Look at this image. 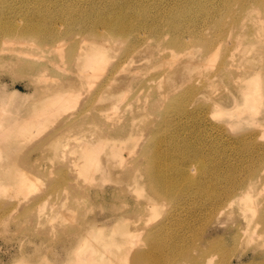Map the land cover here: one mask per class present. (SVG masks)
Here are the masks:
<instances>
[{
    "label": "rangeland",
    "instance_id": "1",
    "mask_svg": "<svg viewBox=\"0 0 264 264\" xmlns=\"http://www.w3.org/2000/svg\"><path fill=\"white\" fill-rule=\"evenodd\" d=\"M42 1L47 6H63L64 10L55 16L63 23L69 15L76 16L83 10L91 11L92 6H103L106 1L118 0ZM123 1L129 4L126 8L139 17L145 15L144 8L148 7L147 18L143 20L153 25L158 22L155 27L163 30L164 39L155 38V31L153 36L151 31H144L142 45H139L137 35H130L126 41L105 44L104 47L112 48L113 52L98 54L106 60V65L96 72H92L91 66L85 68L82 62L73 63L68 50L88 48L95 51L98 46L91 34L84 31L75 38L79 25H87V22L82 21L84 16L71 18V33L55 29L54 36L58 38L53 46L45 44L40 37L27 41L28 51L19 52L14 50L20 45L19 41H6L0 36V118L17 125L25 117L41 119L35 124L33 136L26 142H15L7 151L4 147L0 148V154L5 151L4 161L0 162L4 165L0 168V181L5 184L0 186V264H129V258L135 251L149 249L153 244L147 236L149 228L146 229V226L166 216L191 221L189 239L183 242L190 256H177L170 264H210V259L211 264H225L224 261L229 264H264V221L256 225L252 223L256 204L260 206L256 211L261 209L264 212V95L254 93L247 87V83L252 82L256 73H259L264 91V4L258 0H247L248 8L238 13L239 0H229L226 5L224 0H198L202 1L200 6L183 10L176 17L182 23V38H196L193 43L183 46L173 42V33L167 28L169 19L162 14L165 10L183 4L185 0ZM12 2L18 8H22L23 3L30 7L39 3L36 0ZM156 5L159 8L154 7ZM207 6H217V10L207 16L203 12ZM223 8L225 11L221 13ZM194 10L199 13V19L196 24H189ZM204 36H211L216 43L206 61L200 59L206 52ZM78 38L83 41L74 47L72 44ZM38 44L43 47H38ZM124 48H128L131 53L127 60L123 57ZM26 60L36 63L29 65ZM220 66H224L226 71L217 70ZM156 70L163 73L162 77L158 75L161 77L160 82L152 80L156 77V80L159 79L158 76H151L150 72L156 73ZM88 71L90 76L86 75ZM211 73L215 75L213 85L216 84L211 87H218V91L207 87L210 90H203V96L212 99L214 94L211 91L223 92H216V95L221 94V97L216 98L219 101L216 108L207 109L208 125L201 124L198 116L193 118L184 115L182 121L188 125H178L173 130L169 129V132L192 138L203 150L205 143L212 145L205 156L192 152V158L173 157L181 164L186 162L184 168L190 169L196 177L185 178L183 182H189L187 186L195 188L193 182L200 181L205 183L204 186L217 182V189L224 190L232 180L237 182V186L242 180L254 181L249 186L251 198L240 205L234 202L231 205L233 208L228 207L222 214H219L222 211L219 208L207 211L199 199L192 197L194 194H180L172 202L149 198V178L145 175L147 169L142 167L147 159L138 151L140 145L153 142L151 137L144 136L147 121H153L150 127L154 135L168 134L166 126L161 124L167 115L165 107L170 103L169 96L166 97L164 92L170 88L178 89L179 92L194 81L207 79ZM137 77H143V81ZM230 77L233 83L228 80ZM243 77L248 78L245 80ZM105 79H108V85L100 90ZM149 80L155 82L152 83L154 86L159 83L155 86L156 90L152 87H147L148 90L143 87L144 91L138 88L143 83L146 86L150 84ZM235 83L238 87H233ZM72 84L84 85L85 91L72 93L70 103L64 105L62 93L57 92L69 89ZM120 88L125 89L122 95H111V92ZM136 90L142 91L140 96L136 95ZM144 92L147 97H144ZM161 95L165 97L161 98ZM247 96L252 100H246ZM102 107L109 111L106 113L108 119H102L104 122L107 120L106 125L92 122L91 116ZM189 107L193 105L189 103ZM66 115L73 120H70L72 127L59 132L57 119ZM49 116L50 119L46 121ZM168 116L172 117L173 113L169 112ZM111 125H114L113 129ZM106 126H109L107 132L124 127L133 134L123 140L113 138L101 143L98 140L99 133L107 129ZM242 136H248L251 144L238 142L237 147L225 146ZM32 138H35L33 141L37 139V143ZM29 142L30 147L27 145ZM121 143L125 146L120 147ZM25 144L29 152L24 151ZM20 151H24L23 155ZM176 151L187 152L184 147ZM232 151L237 156L231 155ZM88 152H91V158H95L92 163ZM9 158H12L11 163H8ZM20 167L24 170L23 176ZM35 167L41 168V176H34L30 172ZM60 167L67 176L73 174L70 183L78 178L81 185L79 189L73 190L74 183L61 181ZM254 169L259 172L253 173ZM25 171L29 172V176L30 173L34 176V179L31 177L33 183L29 179L27 181L30 177ZM58 179L60 185L57 184ZM17 181L23 184L27 181L25 185L33 184L36 187L30 189L29 185L28 189L22 183L17 185ZM78 182H75L76 186H79ZM26 196H31V199ZM18 199L24 203L28 200V203L24 204ZM180 202L181 207L177 211ZM18 203L24 204L17 205L22 208H16ZM139 209L145 210V222L122 219L127 211ZM28 214L36 217L31 218L30 215L29 218ZM126 224L137 230L128 235L123 230ZM93 232H96V237L91 236ZM211 244H215V247H211ZM208 246L212 249L206 256L204 251Z\"/></svg>",
    "mask_w": 264,
    "mask_h": 264
},
{
    "label": "bare ground",
    "instance_id": "2",
    "mask_svg": "<svg viewBox=\"0 0 264 264\" xmlns=\"http://www.w3.org/2000/svg\"><path fill=\"white\" fill-rule=\"evenodd\" d=\"M258 1L261 2L262 4H264V0H258ZM36 2H39V3L34 7L27 6L25 3H23L22 4L23 7L18 8V6L15 5L12 2V0H0V36L2 39H5L6 41L7 40L19 41L20 45L14 49V50H17L19 52L28 51L29 48H28V46H26L28 44L27 41L32 40V39L37 40V38H40V37L43 38V41L45 44H50L49 46H53L55 44V42L57 41V38H58L57 36H54L55 29H59V31L63 32V33H71L72 27H71V21L70 20H71V18H77L79 16H84V19L82 21L87 22V25L83 26L84 23H82V25H79V30L76 31V33H75V38H76V35H78V34L80 35L84 31L85 33L91 34L94 41L96 43H98V46H97L95 51H91V49H88V48L84 49V50L71 48L68 50H69V53L71 55L73 63L74 62H76V63L82 62V65L85 68H89L91 66L92 72H96L97 69L104 68L106 65V60L103 59L102 57H99L98 54H102L103 52H106V53H112L113 52L112 48L104 47L105 44H109V43L116 42V41H126L129 39L130 35H137V36H139V39H138L139 45H142L144 42V33H143L144 31H151L152 36L154 35L153 31H155L156 32V34L154 35L155 38L164 39L163 35H162L163 30L158 28V27H155V25L158 24V22H156V24L153 25L149 21L145 22L143 20L144 18H147L148 7L144 8L145 15L143 14V16L139 17V15L130 12V10H128L126 8V6L129 7V4L123 0H118L116 2H109V3H108V1H106V4L103 6H92L91 11L83 10L80 14H78L76 16L69 15V17L66 20H64V22L62 23L58 20V18H55L57 13L62 12L64 10L62 5L57 4L55 6H47L46 4L43 3L42 0H40V1L36 0ZM228 2H229V0H224V5H226ZM201 4H202V1L185 0V2L183 4L176 5V6L172 7L170 10H165L163 12L162 15L166 16L169 19L167 28L169 30H171L173 33V42L174 43H179V44L184 46V45H188V44H191L194 41H196V38L194 36L182 38V32H183L182 23L176 17H178L183 10H186L188 8H192L195 6H200ZM207 4H209V3H207ZM238 5H239V8L236 9V11L238 13H243L248 8L247 0H239ZM154 7L159 8V6H157V5ZM215 10H217V6H210V7L207 6L203 9V12L207 16H210ZM224 11H225V9L223 8L221 10V13H224ZM198 19H199V13L197 12V10H194L191 14V21H189L188 23L189 24H196L197 23L196 21ZM203 40L206 41V45H205V51L206 52H205V54H203L200 57V59L202 61L203 60L206 61L208 53L214 49V47L216 46V43L214 42V40L211 36H204ZM79 41L81 42V41H83V39L78 38L77 41L75 43H73L72 45L75 47L76 45H78ZM38 47L42 48L43 46L38 44ZM122 51H123V57H125L124 60H127L131 54L130 50L128 48H124ZM69 53H68V55H69ZM201 60H200V62H201ZM33 62L27 61L26 63L29 65H35L36 62L35 63H33ZM204 66L206 68V65H204ZM204 66H203V68H204ZM39 67H41L40 64H39ZM35 69H37V68H35ZM217 70H219L221 72L226 71L224 66H220L219 69H217ZM217 70H216V75H217ZM152 72H150L151 76H158L159 74L161 76V74H163L162 72H157V70H156V73L153 72L154 74ZM203 72H204V70H203ZM213 73H215V71ZM86 75L90 76V72L88 71V73H86ZM211 75H212V73H211ZM211 75L209 77H207V79L204 78L199 82L194 81V82H192V84L191 83L188 84V86H186L185 89L184 88L182 89L180 87L181 89L179 92L177 91L178 89L174 90V89L170 88L171 90H174V91H171L168 87L167 88L169 90L167 89L168 90L167 92L163 91L165 93V96L166 97L169 96V99H170L169 100L170 103L168 104V106L165 107V112L167 113V115L163 118V120L161 122L162 125L166 126L165 130L168 131V134H166L165 136H161L160 133H157L156 135H154V133L150 127V125L152 124L153 121H147V126L145 128L144 136H145V138L151 137L152 138L151 140H153V142L140 145L138 148V151L140 154H143L147 159L146 163H142V167H145L147 169L145 175L149 178V180H148V183L150 184L149 185V198H151V197L161 198L159 200L172 202L180 194H186V195L194 194L192 197L194 199H199V201L201 202V204H203V206H205V209H207V211H213L216 208H219L222 210L219 214H222L228 207H230L231 205L233 206L234 202L235 203L237 202L236 205H240L244 200L246 201L248 198H251L252 193H251V188H249V186L254 181L252 179L250 181L249 180H245V181L242 180L240 183L238 182V186H237L236 185L237 182L235 180H232L231 183L224 190L219 189V187L217 189V187H216L217 182L215 184H209L207 186H204L205 183L200 181V183L193 182L195 188H192L191 186H187L189 184V182L185 183V182H183V180L185 178L190 179V176L193 179H196V177L191 174L190 169L189 170L185 169L186 168L185 165L187 164L186 162L181 164L178 159H173V157H183L185 159H188V157L192 158V152H194L193 153L194 155L205 156L207 154V152L210 150L212 145H207L205 143V150H203V148L201 146H197L193 142L192 138H189L188 136H182V137L180 136L179 137L175 133L169 132V129L173 130V129L177 128L178 125H182V126L188 125V123L182 121V117L184 115L191 116L193 118H197V116H198L201 119L200 120L201 124L205 123L206 125H208L209 111L207 109L212 108L213 106L216 108V104L219 103V101H217L216 98L221 97L220 96L221 94L220 95H218V94L223 92V91L219 90V93H218L217 92L218 91L217 86H216L217 88H212L216 84L213 85V83H214L213 80L215 78V75L214 74L212 76ZM151 76H149V77H151ZM149 77L145 78V79H149ZM161 77H159L158 80H156L157 77H156V79L153 78L152 80L160 82L159 80ZM243 78L245 80H247L248 77H243ZM137 79H142V81H143V77L142 78L137 77ZM260 79H261L260 74L256 73V76L253 78L252 82L247 83V87L251 88V90L254 93L264 95V91H263V88L261 86ZM228 80L231 83H233V78L230 77V79H228ZM137 82H139V81H137ZM147 82H148V80H147ZM149 83L150 84H148L147 86H146V83H143V85L141 86L142 88L138 85L139 86L138 88L143 90V87H145L144 88V90H145V89H147V87H148V89H150L152 87L153 89L156 90L157 87H155V86L156 85L158 86V84H159V83H156V85L154 86L152 83L155 84V82L151 83V81H150ZM107 85H108V79L102 80V86L99 89L102 90V88L106 87ZM131 87L133 88V86H131ZM159 87H161V85ZM207 87H210L211 90L213 89V91H215V89H216L217 90L216 92L218 94L216 95V92L214 93L211 91L210 93L214 94L212 99L211 98L208 99V97H206V95L203 96L205 94L203 90H206V91L210 90V88H208V90H207ZM233 87H238V84L235 83V86H233ZM147 90H146V92H147ZM158 90H160V89H158ZM84 91H85L84 85L77 86V85L72 84L69 86V89L59 90V92H57V93H60V94L62 93V96L65 99L63 104L68 105L71 101L72 93L79 94V93H83ZM132 91H133V89H132ZM165 91H166V89H165ZM124 92H125V89L120 88L118 90L111 92V95L112 96L117 95V94L122 95ZM134 92H135V89H134ZM140 92H142V91L136 90V95L140 96ZM152 92H155V91L153 90ZM246 92H248V91H246ZM149 93H151V92H149ZM158 93L161 94L160 91ZM212 94H211V96H212ZM58 96H59V94H57L56 97H58ZM103 96H104V91H103ZM139 96L137 98H139V100H140ZM145 96H146V93H145L144 97ZM163 96L161 98H163ZM135 98H136V96H135ZM54 99L52 98L53 101H54ZM253 99H255V98H253ZM133 100H135V99L133 98ZM246 100H252V98L247 96ZM255 101H257V100H255ZM54 102H56V101H54ZM3 103H5V102H3ZM189 103H191L193 105L192 108L189 107ZM157 107L160 108V105H158ZM152 108L157 109L155 106H153ZM104 109H105V111H103ZM60 110H63V109L61 108ZM108 112L109 111H106L105 107H102L101 109H99V111H97V113L95 112V114H93V116H91L93 118L92 122H95V123L98 122V123H100V125L105 124L107 121L106 119H108L106 116V113H108ZM169 112L173 113L172 117L168 116ZM2 113H5V112H2ZM68 115H66L65 117L63 116L61 119L58 117L57 129L59 130V132H60V130L72 127L70 124V120H72V119H69L70 116H68ZM70 115H71V113H70ZM104 118H106L105 122L102 121V119L104 120ZM49 119H50V116L46 118V121H48ZM21 120H20L19 124L17 125L14 122L6 121L5 119L0 118V148L4 147L5 151H7L15 142H16V144L26 142L29 137L33 136V130L35 128V124L37 122H39L41 119L40 118L31 119V118L25 117V118H22ZM115 123H117V122H115ZM105 125H103V126H105ZM82 126H79V127H82ZM113 126L114 125H111L110 127L113 129ZM108 127L109 126H106L105 128H107V129L100 131L99 137H98L99 142L105 143L107 140H110L113 138H120L123 140V138L125 139L126 136H131L133 134L132 132H130V130H127L124 127H120L119 129L117 128L116 130L111 129L109 132H107ZM82 129H83V127L81 128V130ZM78 130H79V128H78ZM46 134H48V132ZM46 134H45V136H46ZM54 135H55V133H54ZM140 136H142V135H140ZM50 138H51V136H50ZM180 138L183 140V142L181 141ZM34 139L35 138H32V141ZM36 141H37V139H36ZM36 141H33V142L37 143ZM238 142H244L245 144L247 143V145L251 144L248 136H242V137L233 139L232 142L225 144V146L227 148H230L231 146L237 147ZM29 144H31V143L29 142L27 145H29ZM255 144H256V142H255ZM27 145L24 148L25 152L27 151V148H28ZM63 145H64V143H63ZM30 146L31 145H29V147ZM38 146H39V144H38ZM124 146H125V144L124 145L122 143L120 144V147H124ZM180 147H184L187 152L176 151ZM39 148L40 147H38V149ZM9 151H8V154H10ZM24 151H20V153H22ZM29 151H27V152H29ZM4 152L2 154H0V162L4 161L3 160L5 158ZM230 154L233 156H237L234 151H232ZM22 155H23V153H22ZM26 155H28V154H26ZM87 155H89L91 158V152H88ZM14 156H15V154H14ZM14 156L12 155V157H14ZM10 159H12V158H9V160ZM19 159H20V162H19V164H20L21 163V157ZM19 159H17V160L19 161ZM22 159H24V156H22ZM94 159H95L94 157L91 158V163H92V161H94ZM9 162L11 163L12 161L10 160V161H8V163ZM28 162H29V160H28ZM3 166H4L3 164H0V168L1 167L3 168ZM20 166L22 167V165H20ZM21 167L19 169V171L21 170L20 173L24 172L23 168L21 169ZM33 167H34V164H33ZM127 168H129V167H127ZM4 169H7V168L4 167ZM30 170L29 171L32 174H35L34 176H41V168L40 167H35V168H33V170L32 169H30ZM60 170H61V174H62V180L61 181L67 180L69 182V184L74 183L73 184L74 187L72 186L73 190H77L81 187V185L79 184L80 181L78 182V178H76L75 182L77 181L79 186H76L77 183H75L74 181H73V183H70V181L72 180L73 174L72 175L69 174V176H67V174L63 171L62 167H60ZM263 170H264V168H263ZM16 171H18V170H16ZM257 172H259L258 169L253 170V173H257ZM27 173H29V172H26V175H28ZM31 173H30V176L28 175L30 178H27L28 176H25V177L27 178V181L30 180V182L33 183L34 181H32V180L34 179V176L32 177ZM17 174L20 176L19 173H17ZM22 176H23V173H22ZM75 177H76V175H75ZM215 177H217V175H215ZM36 178H38V177H36ZM57 178H59V177H57ZM20 179H22V178L20 177ZM20 179H19V181L24 180V179L23 180H20ZM19 181H17L18 182L17 185L20 183L23 184V182L19 183ZM27 181H25L24 183L26 184ZM59 181L60 180L58 179L57 184H59ZM25 184H23V186H27ZM29 185H30V189H34L36 187L33 184L32 185L28 184V186ZM0 186H5V184L2 181H0ZM28 186H27V188H28ZM18 187L21 188V186H18ZM26 197H29V196H26ZM30 197H29V199H31ZM33 197H35V195ZM19 201L21 202L22 199H20ZM22 202L24 203V201H22ZM26 202L24 204H26ZM41 202H43V201H41ZM19 204H21V203L16 204V208L17 207L22 208L21 206H17ZM24 204H21V205H24ZM38 204H40V202ZM179 204H180V206H178L177 211H179V209L181 207V202ZM141 205H144V204L142 203ZM232 206H231V208H233ZM258 207H260L259 204H256L254 207L253 213H252V223H255V225L259 221H264V212L262 213L261 209H259V211L257 212L256 210ZM8 211H9V209H8ZM144 211L145 210H143V209H139V211H135V210L130 211L129 210L125 214H123L122 219L126 221V218H131L134 220V222H143L144 221ZM233 211H231V212H233ZM10 212H11V210H10ZM30 213H32V210ZM33 213H34V211H33ZM34 214H33V216L31 214H28L27 217L30 218V215L32 216L31 218L36 217L37 213L35 216H34ZM11 215H13V214L11 213ZM38 218H40V217H38ZM34 220L38 221V219H34ZM39 220L41 221V219H39ZM250 221H251V219H250ZM152 225L146 226V229L149 228L147 231V236H148L149 240L151 242H153V244H152L153 246L151 245V247L149 249L135 251L130 256V258L128 257L129 258V264H170L171 260L176 258L177 256H180V257L190 256V253L188 252V250L184 249L183 242L186 241L187 239H189L188 227H191V221L186 220V219H179L177 217L175 218L174 216L173 217L166 216L165 218L156 221ZM143 226H144V223H143ZM123 230L126 231V233L128 235H131L134 230H137V228L128 227L126 224L125 227L123 228ZM95 233L96 232H93L91 236L96 237ZM237 238H238V236H237ZM133 246H134V244L132 246H130V249H131V247L133 248ZM210 246L215 247V244L214 245L211 244ZM210 246H208V248H206L207 250L204 251V254L206 256L211 252L210 250L212 248ZM131 251H133V250H131ZM129 253H131V252H129ZM77 254H78V252H77ZM78 256L81 257L80 252H79ZM81 258L84 259V256H82ZM224 263L229 264L228 261H224ZM196 264H200V263L196 262ZM203 264H205V263L203 262ZM210 264H211V259H210Z\"/></svg>",
    "mask_w": 264,
    "mask_h": 264
}]
</instances>
